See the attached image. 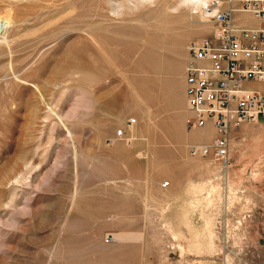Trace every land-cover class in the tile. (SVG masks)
I'll list each match as a JSON object with an SVG mask.
<instances>
[{
  "label": "rangeland",
  "instance_id": "1",
  "mask_svg": "<svg viewBox=\"0 0 264 264\" xmlns=\"http://www.w3.org/2000/svg\"><path fill=\"white\" fill-rule=\"evenodd\" d=\"M194 10L0 0V264H260L264 121L231 131L227 167L189 151L188 45L216 28Z\"/></svg>",
  "mask_w": 264,
  "mask_h": 264
},
{
  "label": "built area",
  "instance_id": "2",
  "mask_svg": "<svg viewBox=\"0 0 264 264\" xmlns=\"http://www.w3.org/2000/svg\"><path fill=\"white\" fill-rule=\"evenodd\" d=\"M212 6L216 7L211 16L216 28L188 45L184 74L190 116L186 121L193 129L211 122L216 130L210 144L191 145L190 154H211L227 167L231 130L244 122L264 121V92L250 86L252 82H264V0H213ZM236 13L250 14L260 23L248 26L235 22ZM135 121L132 118L129 122ZM116 134L122 136L123 130L118 129ZM168 185V181L161 184ZM105 239L110 242L113 237ZM238 257L242 264H253Z\"/></svg>",
  "mask_w": 264,
  "mask_h": 264
},
{
  "label": "bare ground",
  "instance_id": "3",
  "mask_svg": "<svg viewBox=\"0 0 264 264\" xmlns=\"http://www.w3.org/2000/svg\"><path fill=\"white\" fill-rule=\"evenodd\" d=\"M189 1L190 3H192L193 5V8L195 9L194 11H199L200 14H204V15H207V16H211L213 15L214 11H215V7H211L209 8V5L210 4L208 3L209 0H187ZM4 12V11H3ZM13 21V18H12V15L10 12L8 11H5L4 14H1L0 13V44L2 42H5L7 43V36H6V33L8 32V28H7V25L10 24L11 22ZM13 66V65H12ZM9 69H10V66H9ZM11 70V69H10ZM22 72V71H21ZM19 72V71H14L12 74L14 76L15 79L17 80H26L22 73ZM34 88L36 89V91L38 92V94H40L41 96L43 95V91L40 87V85L36 82H34ZM253 87V86H252ZM254 88V87H253ZM256 89V88H255ZM259 90V89H258ZM188 118V117H187ZM211 123V122H210ZM205 127V126H204ZM238 127V126H237ZM203 128V127H201ZM235 129V128H234ZM118 130V129H117ZM116 130V131H117ZM213 131V130H212ZM211 130L209 129H200L199 131H195V134L197 135V137H199V139H207L209 136H211ZM118 136V135H117ZM214 139V138H213ZM213 139L209 142V143H206V144H203V145H207V144H210ZM203 145H197V146H194V147H198V146H203ZM127 238L128 235H122V234H115L113 235V238L115 240H124V238Z\"/></svg>",
  "mask_w": 264,
  "mask_h": 264
},
{
  "label": "crops",
  "instance_id": "4",
  "mask_svg": "<svg viewBox=\"0 0 264 264\" xmlns=\"http://www.w3.org/2000/svg\"><path fill=\"white\" fill-rule=\"evenodd\" d=\"M253 24L260 23V20H253L251 21ZM250 86L259 89V90H264V83L262 82H252L250 83ZM200 129H209L211 130V136L209 138L202 139L201 142H207L216 134L215 128L212 126L210 122L207 123V125L203 128H196L194 131H199ZM213 130V131H212ZM233 130V129H232ZM231 130V131H232ZM262 196H263V203H262V219H261V231H260V242H261V247H260V264H264V165H263V183H262Z\"/></svg>",
  "mask_w": 264,
  "mask_h": 264
}]
</instances>
